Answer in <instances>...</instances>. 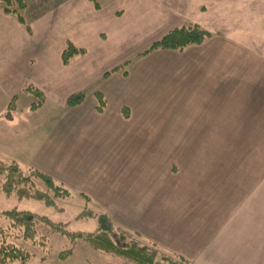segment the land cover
Segmentation results:
<instances>
[{
	"label": "crops",
	"instance_id": "0c3cea01",
	"mask_svg": "<svg viewBox=\"0 0 264 264\" xmlns=\"http://www.w3.org/2000/svg\"><path fill=\"white\" fill-rule=\"evenodd\" d=\"M96 1L98 10L88 0H55L26 21L30 34L0 6L1 156L21 157L100 202L113 223L163 254L191 264H264V186L246 200L250 190L231 176L205 181L190 176L192 167L186 179H172L167 169L173 159H194L190 149L227 147L243 134L262 139L264 0ZM189 25L210 37L141 56ZM67 43L85 53L64 66ZM26 87L44 96L37 110L48 105L45 126L14 134L3 114ZM80 91L84 102L67 108ZM95 93L105 99L102 113ZM238 204L245 207L237 214Z\"/></svg>",
	"mask_w": 264,
	"mask_h": 264
},
{
	"label": "rangeland",
	"instance_id": "374dc122",
	"mask_svg": "<svg viewBox=\"0 0 264 264\" xmlns=\"http://www.w3.org/2000/svg\"><path fill=\"white\" fill-rule=\"evenodd\" d=\"M54 1L55 0H22L24 6L21 8L16 1L13 0L12 5L9 7L12 12L8 13L4 11V6L1 2L0 6L5 14L15 16L17 20V17L21 16L24 20L25 29L30 34V23H26V21H30L35 18L39 12L42 13L46 11V9L54 7ZM38 101L39 100L34 97L32 93L21 92L18 94L15 101V113L13 118L14 134L19 133L23 135L33 130L35 131L40 126H45L44 122L47 118L46 106L48 105L43 107L41 110H34L35 112L30 110L31 104L37 103ZM124 115H126L125 112ZM250 135L251 134H243L236 140L226 142L225 144L227 147H221L219 149L187 150L186 156L196 157H193L194 159H190L186 162L173 159V163L170 168L169 166L167 167L168 171L170 170V172L173 173L171 178L180 179L182 177L186 179V176L192 172V167L196 170H194L195 173L190 176H195L196 178H200L205 181H208L207 179L211 178L214 182L219 181L222 184H225L227 182L226 179H230L231 176L232 179L230 180L232 183L244 184L250 190V192L242 193L243 195H247L246 200L250 199L252 196L254 198L256 189H260L261 186H264V134H262L261 139L258 133H254L252 134V139H249L247 142L246 140L250 137ZM163 151L168 152V150ZM175 151L176 150L171 149L170 155L176 156L174 154ZM20 159L22 160L21 157ZM4 160L9 161L5 157ZM21 160L19 163H16L23 172H26L28 169H33L29 168L30 166L21 162ZM152 167L156 171V166L153 165ZM159 168L160 167L157 166L158 172ZM145 171L146 173H150L149 169H145ZM155 174H157V172H155ZM34 182L35 186L42 191H46L47 194L55 200L57 209L46 207L41 201L20 199L15 193L7 195L0 190V213L12 210L30 212L34 215L45 217L54 224L63 225L64 230L70 234L92 233L96 230L97 221L95 218L79 217V214L84 211L107 217L105 213L106 210L101 204H99L100 202L91 200V198L85 194L79 193L76 188H71L66 185L65 187L55 181L57 184L63 186L70 192V195L67 198H55L52 192L46 190L41 181L36 180ZM173 182L174 185H176L179 181L173 180ZM221 183L220 188H223ZM244 199L245 198H241V201L239 202H242ZM244 204L237 205V214L242 211L241 207ZM113 224L116 228L126 232L117 224ZM0 231L2 232L1 240L20 248L29 254L27 264H123V260L121 258L112 254H106L101 251L93 250L82 240L76 239L74 241L66 236L54 233L48 227L43 225V223H36L33 227V238L27 239L24 237L23 228L10 225L9 221L0 215ZM127 234H129L130 237L139 240V236H135L130 233ZM69 251L70 253L68 255ZM177 255L178 256L171 257L175 260H183L187 264H191L190 261H192V259L190 261H186L179 258V254ZM200 264L209 263L202 261Z\"/></svg>",
	"mask_w": 264,
	"mask_h": 264
},
{
	"label": "trees",
	"instance_id": "16d2710c",
	"mask_svg": "<svg viewBox=\"0 0 264 264\" xmlns=\"http://www.w3.org/2000/svg\"><path fill=\"white\" fill-rule=\"evenodd\" d=\"M13 0H0L4 6L6 13L12 12L10 6ZM16 3L23 8L22 0H15ZM93 3L95 9L100 6L96 0H88ZM14 12V11H13ZM18 21L24 25V20L18 16ZM26 25V24H25ZM210 34L199 26L189 25L180 27L169 31L162 38L152 43L141 56L159 50L182 51L186 47L202 44ZM85 53L82 49L75 48L71 43H67L62 52L61 59L64 66L79 56ZM120 68H116L104 75L108 77L113 72ZM23 92L32 93L39 101L31 104L30 110H37L44 103L43 94L33 88L26 87ZM85 93L83 91L74 93L66 99L67 108H75L81 105L85 100ZM96 111L102 113L106 102L103 96L95 93ZM17 96H14L7 104L3 118L6 121H12L14 118V108ZM41 181L46 190L52 192L55 198H67L70 192L63 186L57 184L51 177L34 169H28L23 172L19 165L14 161H6L0 154V190L5 194L10 195L15 193L20 199H31L41 201L46 207L57 209L55 200L51 198L46 191H42L35 186L34 181ZM35 186V187H33ZM7 219L10 225L24 229V237L32 239L34 236L33 227L36 223H43L52 232L66 236L71 240H82L89 245L93 250L101 251L106 254H112L123 260V264H187L183 260H175L171 256L160 253L157 250L148 247L139 240L130 237L127 232L116 228L112 221L104 215H95L91 212L84 211L79 214L81 218H95L97 221V228L92 233H75L70 234L64 230L63 225L54 224L45 217L34 215L30 212H19L16 210L5 211L0 213ZM2 232L0 231V264H27L29 254L24 250L5 243L1 240ZM70 251L68 252L69 255Z\"/></svg>",
	"mask_w": 264,
	"mask_h": 264
}]
</instances>
